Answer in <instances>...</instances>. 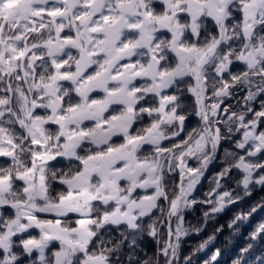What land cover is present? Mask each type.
<instances>
[{
	"label": "snow or ice",
	"instance_id": "obj_1",
	"mask_svg": "<svg viewBox=\"0 0 264 264\" xmlns=\"http://www.w3.org/2000/svg\"><path fill=\"white\" fill-rule=\"evenodd\" d=\"M257 190L264 0H0V264H264Z\"/></svg>",
	"mask_w": 264,
	"mask_h": 264
},
{
	"label": "trees",
	"instance_id": "obj_2",
	"mask_svg": "<svg viewBox=\"0 0 264 264\" xmlns=\"http://www.w3.org/2000/svg\"><path fill=\"white\" fill-rule=\"evenodd\" d=\"M261 197H264V191H254L252 197L249 199V204L259 201ZM231 215V214H229ZM199 216V213L196 214V217L188 216V219H191L194 223L196 222V218ZM260 217L258 216L257 219ZM223 219V220H222ZM228 217H218L216 220H209L208 226L201 232L198 236L194 235L189 239L188 245L182 248V254L188 251L191 247H195L198 245L203 239H207L208 235L212 233V229L216 226V224L222 220L221 222H226ZM246 243L243 239V235H233L230 230L225 229L222 233L217 234V238L215 241H209L207 247L201 252L197 253L199 259L196 264H202L203 260L207 258L210 253L216 248H220L222 250V257L217 262V264H232V261L236 259L238 248ZM146 250L151 254L153 251V244L148 242L146 244ZM251 257L248 261H245V264H250Z\"/></svg>",
	"mask_w": 264,
	"mask_h": 264
},
{
	"label": "clouds",
	"instance_id": "obj_3",
	"mask_svg": "<svg viewBox=\"0 0 264 264\" xmlns=\"http://www.w3.org/2000/svg\"><path fill=\"white\" fill-rule=\"evenodd\" d=\"M211 241V240H210Z\"/></svg>",
	"mask_w": 264,
	"mask_h": 264
}]
</instances>
